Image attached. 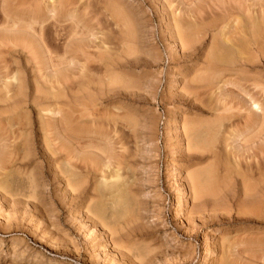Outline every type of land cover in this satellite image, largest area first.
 <instances>
[{
	"label": "rangeland",
	"instance_id": "1",
	"mask_svg": "<svg viewBox=\"0 0 264 264\" xmlns=\"http://www.w3.org/2000/svg\"><path fill=\"white\" fill-rule=\"evenodd\" d=\"M206 1L209 2L210 0H53V2H48L47 0H9L8 6H10L8 7L9 9H7L12 16L11 21L14 20L15 22H13L20 28L14 26V32L17 36L13 32L9 33L10 35L13 34V36L11 37L9 35V39L6 43H8L10 39H12V42L8 44L5 43V47L3 44L0 45V53H3L0 54V65H2L0 66V72H4L6 68L5 74L1 72L0 75H3L4 78H8V87L15 85V81L10 79L12 75L17 78V80L19 78L18 82H23L22 84L27 91V100L26 98L25 100L28 114L15 115L11 113V111L7 109L6 103L2 101L4 98L0 90V96L2 95V98L0 97V123L2 125V127L0 125V170L2 171H0V264H264V252H262L264 251V126L263 128H259V126L256 125L257 127H253L254 129L248 131L244 128L246 126L245 122L248 121L246 118L251 117L247 116L250 114L249 107L251 101L253 102L254 100L258 102L264 109V24L263 26L261 25V31H259L260 33L262 32V34L259 33V36L254 37L255 39L252 38L253 41L258 42V45H260L261 48L258 46L259 51H256L255 45L253 43L251 44L250 41V45H248L250 52L245 51L247 53L238 54L234 50V53L237 54L230 56H234L233 59L236 56L235 61L232 57L230 58L228 56L230 61H234H232L233 63H226L229 58L227 60L226 53L222 54L223 51H227L225 48L232 51L231 47L234 44L237 47L236 43H239V41L251 39V29L248 28L250 26H248V23L250 24L252 19L257 20L258 17H262L260 12L263 8L260 6H264V0H215L216 2L211 0L212 4L216 6H213L211 1L209 3ZM55 3H57L58 6L55 5ZM197 3L203 6L204 9L203 7H201V9ZM51 4L53 7L52 9L58 8V10L55 9L58 13L54 10L52 11ZM210 4L212 6H210ZM1 5L2 3L0 0V21L1 19L3 21ZM220 5H224V7ZM229 5H231L232 8L227 7ZM188 6L191 10L187 9ZM217 6L220 7L216 8ZM193 7L195 9H193ZM62 8L65 10L67 9V11ZM46 9L51 13L55 12L54 20L50 19L52 17L49 15L50 12H47ZM110 10L122 14L118 13L119 15L117 14L118 16L116 17H121L119 19L123 22L121 25L126 31L125 35L123 34L125 38H117L119 37L117 35L118 29L114 27L113 20H111V18L109 19L108 16ZM210 11H212V13ZM252 11H254V13ZM64 12L65 14L72 13L74 16V21L72 22L77 23L79 29L82 31H80L81 34L83 31V34H87V31H89L93 33L91 36L94 35V37L87 34L88 37L84 41V43L87 44L85 45L89 60L80 59V56L77 59L75 58V61L73 60V63L70 64V78L64 81L66 83L63 84L60 82L61 84H50V80L47 77L49 73L45 75V70L48 68L51 69V67L55 65L58 66L60 64L59 61L64 62V60L61 59L63 58L62 55H59L61 51H54L55 47H59L60 43L63 44L64 41L62 42L61 39V42H57L54 32L63 29L68 30V27L72 25L71 21H67V18H64ZM178 12L180 15H178ZM180 12H183L182 15ZM209 12L211 15L208 14ZM220 12L223 13L219 15ZM224 13L229 15H225ZM245 13H249L248 17ZM47 14L50 18L45 16ZM177 15L178 20H181L180 22L183 21L184 23H182L186 28L182 26L183 24H180V22L179 26L182 27L178 28L175 26L176 24H174V22L177 19ZM217 16H219L220 19H218ZM201 18L202 20H199ZM222 18H224V20ZM124 19L126 22H124ZM174 19L175 21H172ZM34 20L36 23L33 22ZM186 20L187 22H185ZM2 21L0 22V27L1 23H3ZM23 21H25L24 24ZM191 22L192 28L190 26V29L193 30L192 32L196 30L198 32L197 34L195 32L190 33L188 30V23L191 24ZM37 23L42 26L40 27ZM194 24H196L197 27ZM208 24L209 26H207ZM214 25L216 26L215 30ZM219 25L221 26L219 27ZM193 26L195 29H193ZM210 27L213 28L210 29ZM16 28H24V30H26L25 35L21 34V30L19 29L15 31ZM27 29H30L32 32L28 33L30 30L27 31ZM218 31L225 35L224 38H221L222 35L220 36ZM34 32L36 34H34ZM106 32L108 35H106ZM214 33L216 35H214ZM242 33L244 35H242ZM188 34L193 38H189ZM26 35L31 37L25 38ZM179 35H184V40ZM196 35H199L198 38H196ZM201 35H203V38ZM20 36L22 37L20 38ZM39 36H41V38ZM35 37L37 38L36 40H34ZM211 37H214L213 39L215 41H213ZM13 38H16L15 41ZM227 38L232 40L233 45L228 48V43H225L226 47L223 46V49H221L224 43L223 41ZM40 39H42L41 44H46L47 48L43 45L46 52L47 49L50 51H48L49 54H51V52H56L60 58H58L55 53H53L52 56L48 55V52L47 54L44 53L47 58H45L46 56L43 53L42 57L45 56L44 59L39 57L41 53L37 48V40ZM29 41H32V43H30L32 45L36 42L34 45H36L37 53H35L36 48L34 45L32 47ZM21 42L25 45L22 44L20 46ZM110 42L112 43L110 44ZM27 44L28 46L30 45V48L26 46ZM93 44H95V46ZM104 44L108 46H104ZM122 44L123 48L121 47ZM24 46H26L25 49ZM98 46L99 48H97ZM100 46L102 48L101 50ZM21 49L24 51L22 52ZM15 50L16 53H14ZM31 52L32 56L30 55ZM38 52L39 56H37ZM123 53L125 54L123 55ZM111 54L113 55L111 56ZM253 54L258 57L256 56L257 58L252 62V59L255 58H251L255 56ZM33 55L37 58L34 59ZM48 56L52 59V61L50 60V62H52L51 64H53L52 66L48 60ZM108 56L110 58H108ZM128 56H130L129 59ZM38 57L41 59L40 64H38L39 61H37L40 60ZM238 57L241 58L238 59ZM54 58L60 60L57 61ZM115 58H118L119 61L116 59L115 62ZM244 58H246V61ZM109 59L111 60L110 64L115 62L118 67H114L116 66L115 63H113V65L108 64L110 61ZM247 59L251 60V62H248L249 60ZM92 60H94V62ZM240 60L242 61L240 62ZM256 60L257 62H255ZM43 62L44 64H42ZM55 62L56 64L54 65ZM57 63L59 64L57 65ZM81 63H83L82 65L84 66H82ZM45 64L49 67L44 70ZM10 65L11 67H9ZM204 65L207 66L205 67ZM101 66L106 67L102 68ZM213 67L216 69H213ZM115 68H118V70ZM104 69H107L106 72ZM47 71L49 72V70ZM90 73L91 76H89ZM105 73L107 74L105 75ZM211 73L214 76H211ZM40 74L41 76H39ZM107 75L110 78H107ZM116 78L119 79L116 80ZM193 79L198 80L193 81ZM190 81L193 83L191 84ZM194 82H198V84L201 83L198 85ZM182 84H184V86ZM223 84H225V86ZM51 85H53L54 88H51ZM111 85L113 86L112 88H110ZM37 89L39 91L41 89L43 92L35 94L37 92L35 90ZM52 90L54 92H52ZM185 90L186 92H184ZM44 93L45 95H43ZM56 93L58 94V100L54 99V97H56L54 94ZM34 94L38 97L36 101H39L40 105L46 103L47 106H49V103L52 105L54 100H56L55 103L59 106L57 107L59 112L60 109L62 111L60 112L63 116L61 117L60 115L63 119L62 127L70 134L69 136L73 137L76 135L75 138H77V141L73 139V145L76 149L78 148L75 151V154L78 152L77 156H80V151L83 150L82 147L85 145L87 146L91 141L93 142L91 146L95 150V153H93L95 157L91 158V160H96L97 163L100 158L104 156H112L111 158H113L114 155V158H118V160L113 158L111 162L112 165L114 164L113 166H118L117 163H120L119 175L121 181L124 182V179L126 180L124 184L126 183L125 189L128 191L125 190L124 193H122L123 191L120 192L123 194L122 197L119 196L118 200H116L117 197H114L113 200L111 199L112 201L106 196V199H104V195L101 193L103 185L99 180L100 173H98V169L95 171L94 168H99V166L91 164V160H88V158V161L85 160L86 158L83 154V157H80L85 161L76 156L78 161L72 162L76 169L68 170L69 167L65 166L64 155L50 152L52 149L58 147V149H63L64 146L62 143H55L52 134H48L50 137L47 136V139H44L46 134H43L44 132L42 133L39 128L41 117L39 115L40 118L37 117L36 108L32 110V106H29L32 104L31 101L35 97ZM61 94H63V96ZM60 97L62 99H60ZM50 100H52V102H50ZM92 100L95 105L91 103ZM46 104L44 106L41 105L42 108H47ZM62 106L64 110H62ZM220 106L225 108L223 109ZM214 111H216V113ZM4 112L7 114L5 113V115ZM10 113L12 115H10ZM214 114L221 115V119H217V117L219 118L218 115L214 118L213 116H216ZM115 115L117 116L116 118ZM41 116L45 118L47 115L43 113ZM25 117L28 118V122ZM24 118L26 120H24ZM8 120L9 122H7ZM117 120L118 122H116ZM184 120L190 124L185 123V125H188V128L184 126ZM130 121H134L133 124ZM18 122L25 123L26 128L24 129L25 126H21ZM27 124H29V126ZM69 124H71L70 127ZM238 124H240V126ZM113 126H117L115 128L116 131ZM181 126H184L186 129H189V126H191L192 129H196L197 132H200L198 134L196 133L199 138L196 143H198V147L200 145V148L195 152L190 151L191 148L187 150L188 138H183L185 135H183L184 132ZM199 127L201 128L199 129ZM235 127L236 129L234 131ZM20 128L28 131L27 133L30 134L27 138V145L24 144L25 135L19 131ZM240 128H242V130ZM72 131H74L73 133L75 135ZM207 137L211 138L208 139ZM92 138L93 140H91ZM79 139L81 141H78ZM88 139H90V141ZM240 139L243 140L241 141ZM97 140L99 143H97ZM133 140L135 142H133ZM205 140L206 142L208 141L206 144H204ZM223 140H225V142ZM46 141H50V144ZM75 142H79V144ZM192 144L193 143H191V145ZM208 144L209 146H207ZM60 146H63V148ZM208 147L211 151L207 153ZM105 149L106 151L104 152ZM115 152L117 153L116 157ZM83 153L87 155L85 152ZM254 158L256 159L254 160ZM216 159H219V161ZM83 163H85V165ZM90 164L92 165L90 167L91 169H89ZM113 166L111 168H113ZM212 167L214 169H212ZM240 167L241 170H239ZM85 169H89V171L86 170L85 172ZM198 170H200V172ZM197 171L199 174L201 173V175L203 173L205 174L199 176ZM69 172L74 173V176L70 178L73 180H71V183L77 184V187L74 186L75 189L77 188V191L73 193L70 191L71 189L65 185V178L68 176L67 174H70ZM87 172L89 174H86ZM189 172L190 174L200 177L199 182L201 183L199 186H204L203 190L201 189L204 195L202 193L195 194L196 192H193L195 190L192 188V177L189 175ZM241 172H243L244 175L246 173L251 174L242 177L243 174ZM259 172L263 174L260 175ZM196 173L198 175H196ZM82 176H84L83 180L80 179ZM204 176L205 178H203ZM189 177H191V179H189ZM85 178H87L86 181ZM79 179L82 181L80 182ZM248 181L251 182V184L247 183ZM79 184L82 185L80 186ZM94 184L95 186H93ZM79 186L80 188L78 189ZM205 194L209 195L207 196ZM30 197L32 199H30ZM120 197L123 198V200ZM203 200H205V202ZM113 201L115 202V206ZM119 201L120 205H118ZM111 204L113 206H111ZM116 206L118 208H116ZM112 208L116 209L114 211L117 214L120 213L121 215L119 214V216L116 214L118 217H113L114 219L112 218L113 221L111 222L109 220L112 219L108 217L112 215L110 216L108 212H110ZM126 210L128 211L126 212ZM113 212L111 211L112 214ZM131 216H134L135 219ZM126 217H129L128 220H126ZM259 220L261 222H259ZM124 223H126V225ZM103 224L104 226H102ZM121 228L123 230H120ZM109 229H112V231ZM129 249H131V251Z\"/></svg>",
	"mask_w": 264,
	"mask_h": 264
},
{
	"label": "bare ground",
	"instance_id": "2",
	"mask_svg": "<svg viewBox=\"0 0 264 264\" xmlns=\"http://www.w3.org/2000/svg\"><path fill=\"white\" fill-rule=\"evenodd\" d=\"M11 1V0H10ZM19 1V0H18ZM48 2L49 1H51V2H53V0H47ZM56 1H58V0H56ZM113 1V0H112ZM121 1V0H120ZM205 1V0H204ZM211 1V0H210ZM209 1V2H210ZM212 1H215V0H212ZM212 1H211V4H212ZM223 1V0H222ZM225 1V0H224ZM23 2V1H22ZM91 2V1H90ZM115 2H118V1H115ZM201 2V1H200ZM207 2V1H206ZM209 2H207V3H209ZM216 2V1H215ZM215 2H213V3H215ZM230 2V1H229ZM237 2V1H236ZM253 2V1H252ZM263 2V1H262ZM261 2V3H262ZM1 3H2V10H1V15L3 16V21H2V19H1V21L3 22V23H1V27H0V45H4V47L6 46L5 45V43L7 42V40L9 39V33L10 32H13V33H15L14 32V26H17V27H19L18 25H16V23H14L15 21L14 20H12L11 21V19H12V16H11V14H9L10 12L8 11V7L10 6H8V3H9V0H1ZM57 3H59V2H57ZM57 3H55V5H57L58 6V4ZM70 3V2H69ZM101 3V2H100ZM104 3V2H103ZM111 3V2H110ZM202 3V2H201ZM224 3H226V2H224ZM227 3H228V1H227ZM233 3V2H232ZM240 3V2H239ZM264 3V2H263ZM23 4V3H22ZM37 4V3H36ZM48 4V3H47ZM53 4V3H52ZM52 4H51V9L53 8L52 7ZM64 4V3H63ZM106 4V3H105ZM113 4V3H112ZM115 4V3H114ZM121 4V3H120ZM198 4V3H197ZM203 4H204V2H203ZM210 4V6H216V5H214V4H212L211 5ZM229 4V3H228ZM87 5V4H86ZM90 5V4H89ZM103 5V4H102ZM107 5V4H106ZM105 5V6H106ZM122 5V4H121ZM120 5V6H121ZM169 5V4H168ZM193 5V4H192ZM199 5V4H198ZM209 5V4H208ZM227 5V4H226ZM231 5H233V4H231ZM231 5H229V6H227V7H229V8H232L231 7ZM37 6H38V4H37ZM56 6V7H57ZM70 6V5H69ZM100 6H101V4H100ZM104 6V7H105ZM112 6V5H111ZM115 6V5H114ZM119 6V5H118ZM124 6V5H123ZM171 6V5H170ZM197 6V5H196ZM200 6V5H199ZM220 6H223L224 7V5H220ZM220 6H217L216 8H218V7H220ZM242 6V5H241ZM241 6H239V7H241ZM243 6H244V3H243ZM246 6H247V4H246ZM259 6V5H258ZM20 7V6H19ZM33 7V6H32ZM39 7V6H38ZM55 7V6H54ZM95 7V6H94ZM117 7V6H116ZM125 7V6H124ZM201 7H203V6H200V8ZM261 8H263V12L261 13L260 12V14L262 15V17L260 16V18L258 17L257 18V20L256 19H252V20H254V21H252L251 20V23L249 24L248 23V28H250L251 29V33H250V35H251V39L250 40H247V39H244V41L242 40V41H239V43H236L237 44V47H236V45H235V47L236 48H238V49H236L235 47H234V45H233V42H232V40L229 38H227L225 41H223L224 43H223V45H222V48L221 49H223V46L224 47H226V44L228 43V48H229V46H231V45H233L231 48H232V51H230V50H228L227 48H225L227 51L226 52H224L223 51V53L222 54H224V53H226L225 55L227 56L226 58H227V60H228V58L230 57H232V59H233V57L234 56H230V55H236L237 53L238 54H241V53H247L248 51H249V49H248V45H250V41H251V44L253 43L255 46V49H256V51H259V49H258V46L260 47V45H258V42H255V41H253L252 40V38L253 39H255L254 37L256 36H259V31H261V27L263 26V24H264V6L263 5H261L260 6ZM259 7V8H260ZM8 8V9H7ZM11 8V7H10ZM46 8V7H45ZM48 8H49V6H48ZM66 8V7H65ZM123 8V7H122ZM171 8V7H170ZM190 7L188 6V10H191V9H189ZM199 8V9H200ZM211 8V7H210ZM228 8V9H229ZM15 9V8H14ZM56 9V8H55ZM55 9H52V11L54 10L55 11ZM62 9H64V8H62ZM102 9H103V7H102ZM110 9H112V8H110ZM116 9V8H115ZM119 9V8H118ZM118 9H117V11H118ZM121 9V8H120ZM193 9H195L194 7H193ZM192 9V10H193ZM202 9V8H201ZM203 9H204V7H203ZM245 9V8H244ZM244 9H243V11H244ZM45 10V9H44ZM49 10V9H48ZM56 10H58V8L56 9ZM65 10V9H64ZM101 10V9H100ZM104 11H105V9H103ZM107 10V9H106ZM125 10V9H124ZM163 10V9H162ZM172 10V9H171ZM178 10V9H177ZM183 10V9H182ZM206 10V9H205ZM211 10V9H210ZM225 10V9H224ZM46 11H47V9H46ZM65 11H67V9L65 10ZM103 11V12H104ZM114 11V10H113ZM113 11H111L110 10V13L108 14V16H109V19L111 18V20H113V24L115 25L114 27L115 28H117L118 30V36L119 37H117L118 39H122V37H124V35H125V29L124 28H122L123 26L121 25L123 22H121V20L119 19V18H121L120 16H119V18H117L116 16H118L119 14H121V13H119V12H117L116 10V12H113ZM208 11H209V9H208ZM207 11V12H208ZM229 11V10H228ZM34 12V11H33ZM47 12H50V11H47ZM55 12H57V11H55ZM55 12H50L49 13V15H51V17L52 18H50L49 17V15L47 14V15H45V16H48L50 19H52V20H54L53 18L55 17ZM74 12V11H73ZM111 12H113V13H111ZM127 12V11H126ZM125 12V13H126ZM164 12V11H163ZM203 12V11H202ZM211 13H212V11H210ZM210 12L208 13V14H210ZM246 12V11H245ZM248 12V11H247ZM251 12V11H250ZM253 13H254V11H252ZM257 12V11H256ZM259 12V11H258ZM58 13V12H57ZM70 13V12H69ZM119 13V14H118ZM130 13V12H129ZM181 13V12H180ZM183 13V12H182ZM182 13H181V15H182ZM191 13V12H190ZM221 13H223V12H220V14L219 15H221ZM228 13V12H227ZM241 13H242V11H241ZM65 14V12L63 13V15ZM118 14V15H117ZM128 14V13H127ZM201 14V13H200ZM203 14V13H202ZM225 14V13H224ZM231 14V13H230ZM246 14V13H245ZM244 14V15H245ZM248 14L249 13H247L246 15H247V17H248ZM251 14V13H250ZM259 14V13H258ZM90 15V14H89ZM122 15V14H121ZM125 15V14H124ZM178 15H180L179 14V12H178ZM178 15L176 16L177 17V19H176V21H175V19L174 20H172V21H175L174 22V24H176L175 26H177L178 28L179 27H182V26H185L182 22H180L179 20H178ZM185 15V14H184ZM211 15V14H210ZM225 15H229V14H225ZM238 15V14H237ZM240 15V14H239ZM105 16V15H104ZM107 16V17H108ZM132 16V15H131ZM195 16H196V14H195ZM206 16V15H205ZM213 16H215V15H213ZM251 16V15H250ZM73 15H72V13L71 14H65L64 15V18H67V21L69 20V21H71V23H72V25H70L71 27H68V30H66V29H63V30H61V31H55L54 33H55V36H56V41L57 42H61V39H62V42H63V44L62 43H60V46L58 47H55V49H54V51H61V52H59L60 54L59 55H62V57L63 58H61L62 60H64V62L63 61H59V60H57L56 58H54V59H56L57 61H59L60 62V64L59 63H57V65L58 66H56L55 64H56V62L54 63V65L56 66V68H55V66L54 67H51V69L50 68H48L49 66L48 65H50L52 62H50V60L52 61V59L50 58V56H48L49 57V62H50V64H48V63H46V64H48L47 66H46V64L44 65L45 66V68H44V70L46 69V68H48L47 70H49V72L47 71V70H45L46 71V74L45 75H47L48 73V78H49V80H50V84H53V83H56V84H59L60 82H62L63 84H65L66 82H64V81H66V80H68V78H70L69 77V75H70V70H69V67H71V65L70 64H72L73 63V60L76 58H79V56H80V59L81 58H83V59H85V60H89V58H88V56L89 55H87L88 54V52H87V49H86V43H84V41H85V39L88 37V35L87 34H90V36H91V34H93V33H90L89 31H87L88 33L86 34H83L84 33V31H83V33L81 34V30L79 29V26L77 25V23H73L72 21H74V19H73ZM175 17V18H176ZM180 17V16H179ZM184 17V16H183ZM190 17H191V15H190ZM202 17V16H201ZM208 17V16H207ZM216 17V16H215ZM218 17V19H220L219 18V16H217ZM21 18V17H20ZM132 18H133V16H132ZM194 18V17H193ZM196 18H197V16H196ZM196 18H194V19H196ZM214 18V17H213ZM228 18V17H227ZM240 18V17H239ZM242 18V17H241ZM98 19V18H97ZM108 19V18H107ZM187 19H189V18H187ZM198 19V18H197ZM204 19V18H203ZM212 19V18H211ZM215 19V18H214ZM214 19H213V21H214ZM223 20H224V18H222ZM221 19V20H222ZM232 19V18H231ZM235 19V18H234ZM237 19V18H236ZM9 20H10V22H9ZM18 20H20V19H18ZM125 20V19H124ZM131 20V19H130ZM193 20V19H192ZM199 20H202V18L201 19H199ZM243 20V19H242ZM0 21V22H1ZM14 21V22H13ZM45 21V20H44ZM50 21V20H49ZM109 21V20H108ZM211 21V20H210ZM236 21V20H235ZM238 21V20H237ZM12 22V23H11ZM21 22V21H20ZM24 22L25 21H23V24H24ZM29 22H30V20H29ZM32 22V21H31ZM34 23H36L35 22V20L33 21ZM38 22V21H37ZM77 22V21H76ZM86 22V21H85ZM88 22V21H87ZM124 22H126V20L124 21ZM179 22H180V24H183L182 26H179ZM185 22H187V20L185 21ZM193 22H194V20H193ZM196 22V21H195ZM218 22V21H217ZM227 22V21H226ZM229 22V21H228ZM47 23V22H46ZM52 23V22H51ZM90 23H92V22H90ZM203 23V22H202ZM205 23V22H204ZM209 23V22H208ZM20 24V23H19ZM38 24V23H37ZM42 24H43V22H42ZM66 24V23H65ZM103 24H105V23H103ZM126 24V23H125ZM170 24V23H169ZM173 24V25H174ZM187 24V23H186ZM197 24H199V23H197ZM228 24H230V23H228ZM2 25H4V26H2ZM33 25V24H32ZM38 25H40V27L42 26L41 24H38ZM37 25V26H38ZM51 25V24H50ZM69 25V24H68ZM112 25V24H111ZM194 25H196V24H194ZM215 25H217V24H215ZM214 25V30L216 29V26ZM236 25V24H235ZM245 25V24H244ZM262 25V26H261ZM23 26V25H22ZM25 26V25H24ZM29 26H30V23H29ZM34 26L36 27V25L34 24ZM46 26V25H45ZM58 26V25H57ZM82 26V25H81ZM100 26V25H99ZM107 26V25H106ZM135 26V25H134ZM188 26H189V28H188V30L190 31V33H198L196 30H194V32H192L193 30H191L190 29V26H191V28H192V22H191V24H189L188 23ZM207 26H209V24L207 25ZM221 25H219V27H220ZM231 26V25H230ZM241 26V25H240ZM28 27V26H27ZM39 27V26H38ZM48 27V26H47ZM53 27H54V25H53ZM59 27V26H58ZM126 27H128V26H126ZM131 27V26H130ZM137 27V26H136ZM196 27H197V25H196ZM202 27H204V26H202ZM225 27V26H224ZM237 27V26H236ZM20 28V27H19ZM18 28V29H19ZM34 28V27H33ZM56 28V27H55ZM64 28H65V26H64ZM89 28V27H88ZM185 28H186V26H185ZM211 28H213V27H210V29ZM234 28V27H233ZM18 29L16 28L15 29V31L17 30L18 31ZM31 29H32V27H31ZM79 29V30H78ZM99 29V28H98ZM124 29V30H123ZM173 29V28H172ZM193 29H195L194 28V26H193ZM200 29H202V28H200ZM208 29H209V27H208ZM224 29V28H223ZM225 29H226V27H225ZM19 30H21V34H24L25 35V31L26 30H24V28H22V29H19ZM28 30H30V29H27V31ZM33 30V29H32ZM40 30H42V29H40ZM94 30V29H93ZM111 30V29H110ZM122 30V31H121ZM171 30V29H170ZM175 30V29H174ZM219 30V29H218ZM221 30V29H220ZM232 30H234V29H232ZM24 31V32H23ZM34 31V30H33ZM81 31V32H80ZM115 31H116V29H115ZM178 31V30H177ZM201 31V30H200ZM204 31V30H203ZM242 31V30H241ZM23 32V33H22ZM32 31L30 30V32H28V33H31ZM52 32V31H51ZM101 32H102V30H101ZM114 32V31H113ZM124 32V33H123ZM219 32V31H218ZM236 32V31H235ZM247 32V31H246ZM250 32V31H249ZM20 33V32H19ZM18 33V34H19ZM49 33V32H48ZM99 33V32H98ZM182 33V32H181ZM180 33V34H181ZM217 33V32H216ZM220 34V36H221V38H224V30H223V33L222 32H219ZM16 34V33H15ZM14 34V35H15ZM33 34V33H32ZM34 34H36L35 32H34ZM33 34V35H34ZM39 34V33H38ZM42 34V33H41ZM103 34H104V31H103ZM124 34V35H123ZM131 34V33H130ZM134 34V33H133ZM177 34V33H176ZM185 34V33H184ZM187 34V33H186ZM213 34V33H212ZM234 34V33H233ZM232 34V35H233ZM260 34H262V32L260 33ZM46 35V34H45ZM87 35V36H86ZM105 35V34H104ZM106 35H108V33L106 32ZM214 35H216L215 33H214ZM213 35V36H214ZM241 35V34H240ZM242 35H244L243 33H242ZM11 37L13 36V34L12 35H10ZM16 36H17V34H16ZM23 36V35H22ZM22 36H20V38L22 37ZM89 36V37H90ZM93 37H94V35H92ZM91 36V37H92ZM133 36V35H132ZM131 36V37H132ZM176 36V35H175ZM179 36H181V35H179ZM178 36V37H179ZM188 36H189V34H188ZM188 36L186 35V37L188 38ZM197 36V35H196ZM196 36H194V37H196ZM199 36V35H198ZM198 36L196 37V38H198ZM248 36V35H247ZM246 36V37H247ZM262 36V35H261ZM15 37V36H14ZM26 37H31V36H29V35H26L25 36V38ZM37 37V36H36ZM35 37V39L34 40H36L37 38ZM40 38H41V36H39ZM90 37V38H91ZM108 37V36H107ZM130 37V38H131ZM135 37V36H134ZM182 37V39L184 38V35H182L181 36ZM180 37V38H181ZM192 37V36H191ZM190 36H189V38H191ZM201 37L203 38V35H201ZM217 37V36H216ZM228 37V36H227ZM229 37H230V35H229ZM231 37H233V36H231ZM245 37V36H244ZM250 37V36H249ZM32 38H34V37H32ZM32 38H31V40H32ZM48 38V37H47ZM109 38V37H108ZM115 38V37H114ZM125 38V37H124ZM123 38V39H124ZM180 38H178V39H180ZM189 38H188V40H189ZM193 38V37H192ZM214 37H211V39H213ZM219 38V37H218ZM241 38H242V36H241ZM261 38V37H260ZM16 39V38H15ZM15 39L13 38V40L15 41ZM19 39V38H18ZM39 39V38H38ZM42 39H44V38H42ZM42 39H40V40H37V43H38V50H39V52L41 53L40 55L41 56H39V52H38V55L37 56H39V57H42V55L45 53V54H47V52L49 51L48 49H47V52H46V50H45V48H47L46 47V44L44 45V44H41V40ZM49 39V38H48ZM93 39V38H92ZM100 39V38H99ZM118 39H116V40H118ZM249 39V38H248ZM12 39H10L9 41H8V43H10V42H12L11 41ZM101 40V39H100ZM109 40V39H108ZM110 40H111V38H110ZM132 40H133V38H132ZM131 40V41H132ZM184 40V39H183ZM196 40V39H195ZM220 40V39H219ZM231 40V41H230ZM233 40H235V39H233ZM27 41V40H26ZM45 41V40H44ZM43 41V42H44ZM115 41V40H114ZM119 41V40H118ZM117 41V42H118ZM127 41V40H126ZM130 41V40H129ZM193 41V40H192ZM200 41V40H199ZM211 41V40H210ZM213 41H215L214 39H213ZM17 42V41H16ZM88 42H90V41H88ZM113 42V41H112ZM112 42H110V44L112 43ZM120 42V41H119ZM133 42V41H132ZM218 42V41H217ZM217 42H215V43H217ZM259 42H260V40H259ZM8 43H6V44H8ZM24 43H25V41H24ZM30 43H32V41L30 42L29 41V44ZM34 43V42H33ZM36 43V42H35ZM34 43V44H35ZM46 43V42H45ZM115 43V42H114ZM134 43V42H133ZM136 43V42H135ZM140 43V42H139ZM195 43H196V41H195ZM212 43V42H211ZM214 43V42H213ZM226 43V44H225ZM232 43V44H231ZM257 43V44H256ZM16 44H18V43H16ZM23 44V42H21V44H20V46ZM33 44V45H34ZM58 44V43H57ZM62 44V45H61ZM86 44V45H85ZM103 44V43H102ZM108 44V43H107ZM175 44V43H174ZM193 44V43H192ZM221 44V43H220ZM23 45H25V44H23ZM32 47H33V45L32 44H30ZM30 45L28 46V44L26 45L27 47H29L30 48ZM45 46V48H44V46ZM94 46H95V44H93ZM118 45V44H117ZM129 45H131V44H129ZM140 45V44H139ZM213 45V44H212ZM256 45H257V48H256ZM262 45V44H261ZM264 45V44H263ZM26 46H24V49H25V47ZM104 46H108V45H105L104 44ZM113 46H114V44H113ZM123 46V44L121 45V47ZM134 46V45H133ZM180 46V45H179ZM183 46V45H182ZM201 46V45H200ZM34 47L36 48V45H34ZM212 47V46H211ZM213 47H214V45H213ZM212 47V48H213ZM216 47H218V46H216ZM215 47V48H216ZM233 47H234V49H233ZM1 48V47H0ZM37 48H36V50H35V53H37ZM51 48V47H50ZM87 48H88V50H89V47L87 46ZM97 48H99V46L97 47ZM123 48V47H122ZM121 48V49H122ZM261 48V47H260ZM52 49V48H51ZM102 48H101V46H100V50H101ZM109 49H110V47H109ZM111 49H112V46H111ZM114 49V48H113ZM131 49H132V47H131ZM130 49V50H131ZM183 49V48H182ZM258 49V50H257ZM262 49H263V47H262ZM7 50V49H6ZM22 50V52L24 51L23 49H21ZM31 50H32V48H31ZM33 50V51H34ZM115 50H117V49H115ZM123 50H125V49H123ZM129 50V51H130ZM195 50V49H194ZM218 50V49H217ZM216 50V51H217ZM237 52L236 54L234 53L235 51ZM7 51H9V50H7ZM11 51H12V49H11ZM53 51V50H52ZM112 51V50H111ZM119 51H120V49H119ZM133 51V50H132ZM245 51H247V52H245ZM13 52V51H12ZM50 52V51H49ZM49 52H48V55H51L52 56V54L53 53H55L56 54V52H51V54H49ZM123 52V51H122ZM126 52V51H125ZM215 52V51H214ZM250 52V51H249ZM14 53H16V50L14 51ZM43 53V54H42ZM107 53V52H106ZM120 53V52H119ZM191 53H193V52H191ZM234 53V54H233ZM0 54H3V53H0ZM26 54V53H25ZM28 54V53H27ZM32 54V52L30 53V55ZM44 54V55H45ZM90 54V53H89ZM101 54V53H100ZM125 53H123V55H124ZM217 54V53H216ZM260 54V53H259ZM5 55H6V53H5ZM11 55H14V54H11ZM35 55V54H34ZM34 55H33V57H34ZM57 56H58V54H56ZM113 54H111V56H112ZM117 55V54H116ZM130 55V54H129ZM138 55V54H137ZM190 55V54H189ZM192 55V54H191ZM253 55H255V54H253ZM32 56V55H31ZM46 56V55H45ZM44 56V57H45ZM55 56V55H54ZM131 56V55H130ZM130 56H128V59H129V57ZM229 56V57H228ZM240 56V55H239ZM243 56V55H242ZM257 55H255V56H253V57H251V58H254V59H252V62H253V60H255L257 57H256ZM10 57V56H9ZM38 57V58H39ZM44 57H42L43 59H44ZM94 57V56H93ZM102 57V56H101ZM114 57V56H113ZM112 57V58H113ZM124 57V56H123ZM133 57V56H132ZM138 57V56H137ZM184 57H185V55H184ZM210 57H212V56H210ZM35 58H37L36 56L34 57V59ZM45 58H47V56L45 57ZM58 58H60V56H58ZM108 58H110L109 56H108ZM111 58V59H112ZM222 58H224V57H222ZM226 58H225V60H226ZM230 58H229V60L226 62V63H228V62H231V63H233L234 61H235V58H236V56H235V58L232 60V61H230ZM239 58H241V57H238V59ZM250 58V57H249ZM28 59V58H27ZM33 59V58H32ZM31 59V60H32ZM40 59V58H39ZM95 59V58H94ZM99 59V58H98ZM102 59V58H101ZM107 59V58H106ZM116 59H117V61H119L118 60V58H115V62H116ZM127 59V58H126ZM237 59V60H238ZM245 59V61H246V58H244ZM47 60V59H46ZM47 60V61H48ZM91 60V59H90ZM110 60V59H109ZM132 60V59H131ZM136 60V59H135ZM219 60V59H218ZM224 60V59H223ZM243 60V59H242ZM242 60H240V62L242 61ZM247 60H249V59H247ZM15 61V60H14ZM37 61H39V63L38 64H40L41 62V59L40 60H37ZM43 61H45V60H43ZM75 61V60H74ZM86 61V62H87ZM93 62H94V60H92ZM91 61V62H92ZM100 61V60H99ZM102 61H103V59H102ZM108 61V60H107ZM120 61H121V59H120ZM215 61H217V60H215ZM2 62V61H1ZM4 62V61H3ZM6 62V61H5ZM16 62V61H15ZM34 62V61H33ZM46 62V61H45ZM53 62H54V60H53ZM110 62H111V60L108 62V64H110ZM115 62H112L110 65H113V63H115ZM124 62V61H123ZM239 62V63H240ZM248 62H251V60H249ZM255 62H257V60L255 61ZM7 63V62H6ZM25 63V62H24ZM79 63V62H78ZM119 63V62H118ZM128 63V62H127ZM142 63V62H141ZM140 63V64H141ZM214 63V62H213ZM217 63V62H216ZM1 64V63H0ZM35 64V63H34ZM42 64H44V62L42 63ZM75 64V63H74ZM83 63H81V65H82ZM88 64V63H87ZM90 64V63H89ZM117 63H115V65H116ZM123 64V63H122ZM218 64V63H217ZM223 64H224V61H223ZM230 64V63H229ZM19 65V64H18ZM30 65V64H29ZM33 65V64H32ZM53 64H51V66H52ZM105 65H106V63H105ZM212 65V64H211ZM227 65V64H226ZM231 65V64H230ZM0 66H2V65H0ZM23 66V65H22ZM27 66V65H26ZM82 66H84V65H82ZM89 66V65H88ZM93 66V65H92ZM108 66V65H107ZM136 66V65H135ZM205 67L207 66V65H204ZM251 66V65H250ZM9 67H11V65L9 66ZM42 67V66H41ZM40 67V68H41ZM80 67V66H79ZM78 67V68H79ZM87 67V66H86ZM95 67V66H94ZM102 67V66H101ZM104 67H106V66H104ZM104 67H102V68H104ZM113 67V66H112ZM114 67H118V65H116V66H114ZM192 67V66H191ZM42 68V69H43ZM109 68V67H108ZM215 67H213V69H214ZM232 68V67H231ZM2 69V68H1ZM4 69V68H3ZM37 69V68H36ZM38 69H39V66H38ZM41 69V70H42ZM89 69V68H88ZM96 69V68H95ZM99 69V68H98ZM115 69H117L118 70V68H115ZM204 69V68H203ZM216 69V68H215ZM5 70H6V68H5ZM5 70H4V72H5ZM71 70H72V68H71ZM94 70V69H93ZM105 70V72H106V70L107 69H104ZM113 70V69H112ZM122 70V69H121ZM202 70V69H201ZM206 70V69H205ZM43 71V70H42ZM108 71H110V70H108ZM116 71V70H115ZM115 71H113V72H115ZM191 71V70H190ZM215 71V70H214ZM2 72V71H1ZM0 72V73H1ZM4 72H2V73H4ZM14 72V71H13ZM40 72V71H39ZM73 72V71H72ZM84 72V71H83ZM99 72V71H98ZM103 72V71H102ZM117 72V71H116ZM211 72H212V69H211ZM242 72V71H241ZM118 73V72H117ZM125 73V72H124ZM217 73V72H216ZM224 73V72H223ZM5 74V73H4ZM14 74V73H13ZM21 74V73H20ZM44 74V73H43ZM107 73H105V75H106ZM109 74V73H108ZM118 74H120V73H118ZM193 74V73H192ZM191 74V75H192ZM215 74V73H214ZM221 74V73H220ZM9 75V74H8ZM16 75V74H15ZM77 75V74H76ZM103 75V74H102ZM116 75V74H115ZM121 75H123V74H121ZM131 75V74H130ZM190 75V76H191ZM199 75V74H198ZM200 75H202V74H200ZM213 74L211 73V76H212ZM235 75V74H234ZM233 75V76H234ZM4 76H6V75H4ZM39 76H41V74L39 75ZM75 76V75H74ZM89 76H91V73H90V75ZM94 76H95V73H94ZM93 76V77H94ZM118 76V75H117ZM126 76V75H125ZM214 76V75H213ZM217 76V75H216ZM215 76V77H216ZM238 76V75H237ZM37 77V76H36ZM79 77V76H78ZM83 77V76H82ZM112 77V76H111ZM116 77V76H115ZM123 77V76H122ZM121 77V78H122ZM23 78V77H22ZM92 78V77H91ZM90 78V79H91ZM98 78V77H97ZM107 78H110L108 75H107ZM113 78V77H112ZM188 78H190V77H188ZM195 78V77H194ZM201 78V77H200ZM211 78V77H210ZM214 78V77H213ZM212 78V79H213ZM237 78H239V77H237ZM10 79H12V80H14L15 81V85H13V86H15V87H8V78H4L3 77V75H0V90H1V92H2V95H3V98H4V100H2L3 101V103L5 102L6 103V106H7V109L8 110H10L11 111V113H13V114H20V115H27L28 114V112L26 111V100H27V98H26V88H25V86L21 83V81L20 82H18V80H19V78H18V80H17V78H15L13 75H12V78H10ZM39 79H40V77H39ZM84 79V78H83ZM87 79V78H86ZM94 79V78H93ZM92 79V80H93ZM101 79V78H100ZM117 79H119V78H116V80ZM123 79V78H122ZM242 79V78H241ZM46 80V79H45ZM48 80V81H49ZM98 80V79H97ZM111 80H113V79H111ZM129 80V79H128ZM195 80H198V79H193V81H195ZM200 80V79H199ZM207 80V79H206ZM47 81V80H46ZM76 81V80H75ZM127 81V80H126ZM213 81H214V79H213ZM213 81H211V82H213ZM219 81V80H218ZM25 82V81H24ZM36 82V81H35ZM86 82V81H85ZM91 82V81H90ZM121 82V81H120ZM132 82H133V80H132ZM135 82V81H134ZM137 82H139V81H137ZM189 82V81H188ZM191 82V81H190ZM208 82V81H207ZM259 82V81H258ZM10 83V82H9ZM75 83V82H74ZM111 83H113V82H111ZM110 83V84H111ZM125 83V82H124ZM127 83V82H126ZM193 82H191V84H192ZM194 83H196V84H198V82H194ZM201 83V82H200ZM199 83V84H200ZM210 83V82H209ZM221 83V82H220ZM222 83H224V82H222ZM14 84V83H13ZM34 84V83H33ZM61 84V83H60ZM62 84V85H63ZM109 84V83H108ZM114 84H115V82H114ZM139 84V83H138ZM137 84V85H138ZM190 84V85H191ZM198 84V85H199ZM258 84H260V83H258ZM31 85V84H30ZM37 85V84H36ZM74 85V84H73ZM91 85V84H90ZM106 85H107V82H106ZM105 85V86H106ZM183 86H184V84H182ZM203 85H205V84H203ZM207 85V84H206ZM210 85V84H209ZM224 86H225V84H223ZM47 86V85H46ZM49 86V85H48ZM59 86V85H58ZM87 86V85H86ZM108 86V85H107ZM118 86V85H117ZM129 86V85H128ZM135 86V85H134ZM212 86H213V84H212ZM222 86V85H221ZM43 87H44V85H43ZM53 87V85H51V88ZM80 87V86H79ZM113 86L111 85L110 86V88H112ZM115 87V86H114ZM131 87H132V84H131ZM136 87V86H135ZM205 87V86H204ZM204 87H202V88H204ZM30 88H31V86H30ZM54 88V87H53ZM109 88V87H108ZM120 88V87H119ZM124 88V87H123ZM225 88V87H224ZM44 89V88H43ZM129 89V88H128ZM193 89V88H192ZM197 89H198V87H197ZM221 89V88H220ZM48 90V89H47ZM77 90V89H76ZM108 90V89H107ZM35 91H37L35 94H37L38 92H40V93H42L43 91L40 89V91L37 89V90H35ZM56 91V90H55ZM127 91V90H126ZM217 91V90H216ZM0 92V93H1ZM48 92V91H47ZM52 92H54L53 90H52ZM77 92V91H76ZM184 92H186V90L184 91ZM191 92H193V91H191ZM196 92V91H195ZM223 92V91H222ZM51 93V92H50ZM131 93V92H130ZM197 93V92H196ZM195 93V94H196ZM35 94H34V96H35ZM53 94V93H52ZM125 94V93H124ZM221 94V93H220ZM227 94V93H226ZM1 95V96H2ZM43 95H45V93L43 94ZM54 95H56V97H57V93L56 94H54ZM62 96H63V94H61ZM0 96V97H1ZM31 96V95H30ZM47 96V95H46ZM53 96V95H52ZM54 97V96H53ZM54 97V99H56V100H58L59 98L57 97ZM247 97V96H246ZM2 98V97H1ZM25 98H26V100H25ZM37 96H35L34 98H33V100L31 101L32 102V104L31 105H29L30 107L32 106V110H33V108H36L35 109V111L37 110V117L38 118H40V119H38V120H40L39 122H40V126H39V128H40V130L42 131V133L43 134H46V136H44L45 138L44 139H47L46 137L48 136V134H52L53 136H52V138H53V141L55 142V143H62L63 144V146H64V148H63V146H60V147H62L63 149H58V148H56V149H52L50 152H52L53 154H62V155H64V161H65V166H68L69 168H68V170L69 169H76L74 166H73V164H72V162L74 161V162H77L78 160H77V157H80V156H82V154H83V156H85V160H87V158H88V160H91V158H93V157H95V154H93V153H95L94 151V148L91 146L92 144H93V142H91L90 141V139H88L89 141V144H87V146H86V148H85V146L84 147H82V151H80L79 153V155L80 156H77V154H78V152H77V154H75V151L78 149H76L75 147H74V141H73V139H76L75 141H77V138H75V134L73 133L74 131H72V133L75 135V136H73V137H71V136H69L70 134H68V132H66V130L62 127V125H63V119L61 118V117H63L62 116V113H60V112H62L61 111V109H60V112H59V109L57 108V107H59V106H57L58 104L57 103H55V101L56 100H54V102H53V104L51 105V103H49L50 105L49 106H47V104H46V107L47 108H42V106L41 105H43V104H41L40 105V103H39V101L37 102L36 100H37ZM52 98V97H51ZM50 98V99H51ZM87 98V97H86ZM60 99H62L61 97H60ZM47 100V99H46ZM83 100V99H82ZM90 100V99H89ZM95 100V99H94ZM102 100V99H101ZM197 100V99H196ZM252 100V99H251ZM1 101V102H2ZM62 101H64V100H62ZM66 101V100H65ZM99 101V100H98ZM48 102V101H47ZM50 102H52V100H50ZM82 102H84V101H82ZM196 102V101H195ZM249 102V101H248ZM248 102H246L247 104H249ZM55 103V104H54ZM66 103H67V101H66ZM85 103V102H84ZM91 103H93V100H92V102ZM217 103V102H216ZM1 104V103H0ZM44 104V105H45ZM94 104V103H93ZM250 111H249V113L250 114H248L247 116H251L250 118L248 117V118H246V120L248 119V121L247 122H245L246 123V126L244 127L247 131L248 130H251V129H254L253 127H257V126H259V128H263V126H264V109H263V107H261L260 106V104L258 103V102H255L254 100H253V102L251 101L250 102ZM28 105V104H27ZM43 105V106H44ZM95 105V104H94ZM66 106V105H65ZM222 106V105H221ZM220 106V107H221ZM30 107H29V109H30ZM61 107V106H60ZM84 107V106H83ZM82 107V108H83ZM97 107V106H96ZM247 107V106H246ZM77 108V107H76ZM81 108V109H82ZM221 108H223V107H221ZM225 108V107H224ZM223 108V109H224ZM249 108H247V109H249ZM80 109V110H81ZM213 109H215V108H213ZM212 109V110H213ZM220 109V108H219ZM242 109V108H241ZM246 109V110H247ZM4 110V109H3ZM62 110H64L63 109V106H62ZM66 110V109H65ZM9 111V112H10ZM76 111V110H75ZM82 111H83V109H82ZM122 111V110H121ZM0 112H1V110H0ZM7 112V111H6ZM6 112H4V114L6 113ZM212 112V111H211ZM215 113H216V111H214ZM243 112H245V111H243ZM3 113V112H2ZM10 113V115H12ZM43 113H46V119L45 118H42L43 116H41V115H43ZM68 113V112H67ZM72 113V112H71ZM88 113V112H87ZM122 113V112H121ZM239 113V112H238ZM251 113H252V115H251ZM4 114H1V115H4ZM7 114V113H6ZM5 114V115H6ZM226 114V113H225ZM228 114V113H227ZM246 114V113H245ZM15 115H14V117H15ZM19 115V116H20ZM40 117H39V116ZM60 115H61V117H60ZM73 115H74V113H73ZM77 115V114H76ZM85 115V114H84ZM116 115H118V114H116ZM115 115V118L117 117ZM122 115V114H121ZM214 115H216V114H214ZM218 115V114H217ZM217 115L216 116H213L214 118H216L217 117ZM223 115V114H222ZM72 116V115H71ZM90 116V115H89ZM123 116H124V114H123ZM126 116V115H125ZM128 116V115H127ZM219 116V115H218ZM221 116V115H220ZM220 116H219V118L217 117V119H221L220 118ZM230 116V115H229ZM81 117V116H80ZM102 117V116H101ZM119 117V116H118ZM183 117H184V115H183ZM226 117V116H225ZM2 118V117H1ZM8 118V117H7ZM22 118H23V116H22ZM26 118V117H25ZM24 118V120H26L27 119V122H28V118H26L25 119ZM72 119H73V116L71 117ZM190 118V117H189ZM245 118V117H244ZM12 119V118H11ZM16 119H17V117H16ZM19 119H20V117H19ZM69 119H70V117H69ZM81 119V118H80ZM109 119V118H108ZM137 119V118H136ZM216 119V120H217ZM227 119H228V117H227ZM67 120V119H66ZM71 120V119H70ZM94 120V119H93ZM124 120H125V118H124ZM131 120V119H130ZM133 120V119H132ZM245 120V121H246ZM80 121H82V120H80ZM87 121V120H86ZM183 121V120H182ZM186 120H184V126L186 127V128H188V125L187 124H189L188 122H185ZM228 121V120H227ZM5 122V121H4ZM7 122H9V120L7 121ZM16 122V121H15ZM25 122V121H24ZM83 122V121H82ZM116 122H118V120L116 121ZM126 122V121H125ZM131 122V121H130ZM133 122L134 121H132L131 123L133 124ZM243 122V121H242ZM18 123H20L21 124V126H25V123H22V122H18ZM75 123V122H74ZM78 123V122H77ZM80 123V122H79ZM90 123V122H89ZM185 123H187L186 125H185ZM19 124V125H20ZM23 124V125H22ZM30 124V123H29ZM29 124H27L28 126H29ZM38 124V123H37ZM65 124V123H64ZM116 124V123H115ZM114 124V125H115ZM121 124V123H120ZM217 124V123H216ZM220 124V123H219ZM218 124V125H219ZM229 124H230V122H229ZM0 125H1V123H0ZM70 125L71 124H69V127H70ZM183 125V124H182ZM190 125V124H189ZM206 125V124H205ZM204 125V126H205ZM239 126H240V124H238ZM245 125V124H244ZM244 125H242V126H244ZM257 125V126H256ZM30 126H32V125H30ZM133 126V125H132ZM182 127V131L184 132V134L183 135H185V136H183V138L184 137H187L186 139H187V150H189L190 148H191V150L190 151H196L198 148H200V145H199V147H198V143H196V142H198V133H200V132H197L196 131V129H192L191 128V126H189V129H186L185 127ZM209 126V125H208ZM217 126V125H216ZM224 126V125H223ZM235 126V125H234ZM1 127H2V125H1ZM19 127V126H18ZM37 127V126H36ZM68 127V128H69ZM83 127V126H82ZM114 127V126H113ZM117 127V126H116ZM116 127H114V129L116 128ZM202 127V126H201ZM201 127H199V129L201 128ZM210 127V126H209ZM26 128V126L24 127V129ZM190 128H191V130H190ZM212 128V127H211ZM217 128V127H216ZM9 129V128H8ZM22 130L21 128H20V132L22 133V134H24L25 135V145H27V142H28V140H27V138H28V136L30 135L29 133H27L28 131H25V130ZM118 129V128H117ZM133 129V128H132ZM206 129V128H205ZM235 129H236V127L234 128V131H235ZM241 130H242V128H240ZM1 130V129H0ZM5 130V129H4ZM27 130V129H26ZM119 130V129H118ZM134 130V129H133ZM136 130V129H135ZM212 130V129H211ZM241 130H239V131H241ZM68 131V130H67ZM115 131H116V129H115ZM245 131V130H244ZM7 132V131H6ZM30 132V131H29ZM32 132V131H31ZM66 132V133H65ZM80 132V131H79ZM79 132H77V133H79ZM85 132V131H84ZM120 132V131H119ZM232 132V131H231ZM238 132V131H237ZM242 132V131H241ZM258 132H259V130H258ZM11 133V132H10ZM35 133V132H34ZM91 133H93V132H91ZM117 133H118V131H117ZM197 133V134H196ZM208 133V132H207ZM210 133V132H209ZM212 133V132H211ZM220 133V132H219ZM243 133V132H242ZM251 133H252V131H251ZM250 133V134H251ZM257 133V132H256ZM84 134V133H83ZM82 134V135H83ZM229 134V133H228ZM249 134V133H248ZM258 134V133H257ZM33 135V134H32ZM202 135V134H201ZM216 135V134H215ZM231 135V134H230ZM241 135V134H240ZM243 135V134H242ZM16 136V135H15ZM20 136H21V134H20ZM35 136V135H34ZM37 136V135H36ZM86 136H88V135H86ZM85 136V137H86ZM232 136V135H231ZM248 136V135H247ZM17 137V136H16ZM48 137H50V136H48ZM81 137H83V136H81ZM91 137V136H90ZM227 137V136H226ZM240 137V136H239ZM238 137V138H239ZM244 137V136H243ZM3 138H4V136H3ZM89 138V137H88ZM120 138V137H119ZM208 138V137H207ZM209 138H211V137H209ZM208 138V139H209ZM232 138V137H231ZM237 138V139H238ZM1 139V138H0ZM19 139V138H18ZM97 139V138H96ZM99 139V138H98ZM102 139V138H101ZM207 139V140H208ZM42 140V139H41ZM50 140V139H49ZM87 140V139H86ZM86 140H85V142H86ZM91 140H93V138L91 139ZM233 140H236V139H233ZM241 140V139H240ZM243 140V139H242ZM241 140V141H242ZM50 141H52V140H50ZM49 141V142H50ZM78 141H81L80 139L78 140ZM83 141V140H82ZM186 141V140H185ZM224 142H225V140H223ZM12 142V141H11ZM46 142H48V141H46ZM48 142V143H49ZM84 142V143H85ZM95 142V141H94ZM102 142V141H101ZM133 142H135L134 140H133ZM132 142V143H133ZM208 142V141H207ZM206 142V140H205V143L204 144H206L207 143ZM211 142V141H210ZM209 142V143H210ZM217 142V141H216ZM229 142V141H228ZM52 143V142H51ZM76 143V142H75ZM78 144H79V142H77ZM76 143V144H77ZM97 143H99V141L97 140ZM191 143H193L192 145H191ZM264 143V142H263ZM1 144V143H0ZM18 144V143H17ZM29 144V143H28ZM39 144V143H38ZM50 144V143H49ZM76 144H75V146H76ZM80 144H81V142H80ZM106 144V143H105ZM203 144V143H202ZM211 144V143H210ZM215 144V143H214ZM225 144V143H224ZM262 144V143H261ZM5 145H6V143H5ZM45 145H47V144H45ZM60 145V144H59ZM94 145H95V143H94ZM98 145V144H97ZM136 145V144H135ZM226 145V144H225ZM233 145V144H232ZM96 146V145H95ZM94 146V147H95ZM99 146V145H98ZM97 146V147H98ZM107 146V145H106ZM105 146V147H106ZM207 146H209V144L207 145ZM246 146V145H245ZM31 147V146H30ZM39 147V146H38ZM101 147V146H100ZM216 147V146H215ZM226 147V146H225ZM229 147V146H228ZM239 147V146H238ZM11 148V147H10ZM9 148V149H10ZM80 148V147H79ZM93 148V149H92ZM104 148V147H103ZM103 148H101V149H103ZM125 148V147H124ZM134 148V147H133ZM202 148V147H201ZM212 148V147H211ZM214 148V147H213ZM237 148V147H236ZM260 148V147H259ZM34 149V148H33ZM107 149V148H106ZM106 149L104 150V152L106 151ZM122 149V148H121ZM7 150V149H6ZM39 150V149H38ZM120 150V149H119ZM237 150V149H236ZM240 150V149H239ZM245 150V149H244ZM258 150H260V149H258ZM264 150V149H263ZM31 151V150H30ZM48 151V150H47ZM127 151V150H126ZM131 151V150H130ZM205 151H206V149H205ZM209 151H211V150H209V147H208V150H207V153L209 152ZM228 151V150H227ZM255 151V150H254ZM257 151V150H256ZM262 151V150H261ZM29 152V151H28ZM42 152V151H41ZM46 152V151H45ZM44 152V153H45ZM83 152H85L87 155H84V153ZM103 152V153H104ZM133 152V151H132ZM187 152V151H186ZM198 152V151H197ZM202 152V151H201ZM204 152V151H203ZM217 152V151H216ZM215 152V153H216ZM7 153V152H6ZM9 153V152H8ZM16 153V152H15ZM18 153V152H17ZM116 153V152H115ZM193 153V152H192ZM200 153V152H199ZM212 153H214V152H212ZM226 153V152H225ZM250 153V152H249ZM260 153H262V152H260ZM51 154V153H50ZM113 154V153H112ZM211 154V153H210ZM248 154V153H247ZM253 154V153H252ZM109 155V154H108ZM125 155V154H124ZM136 155V154H135ZM189 155V154H188ZM220 155V154H219ZM232 155H234V154H232ZM236 155H237V153H236ZM8 156V155H7ZM52 156V155H51ZM59 156V155H58ZM77 156V157H76ZM82 156V157H83ZM111 156V155H110ZM117 156V153L115 154V157ZM215 156V155H214ZM228 156V155H227ZM242 156V155H241ZM245 156V155H244ZM249 156V155H248ZM261 156V155H260ZM55 157V156H54ZM82 157H80L81 159H82ZM112 157V156H111ZM111 157H107V156H104L103 158H100V160L96 163V160L95 161H93V159L90 161L91 162V164H95V165H97V166H99V168H96V167H94L95 168V171H97V169L99 170L98 171V173H100V178H99V180L101 181V183H102V185H103V190L101 191V193L104 195V199H106V197L108 198H110V201H112L113 199H114V197L116 198L117 197V199L116 200H118V198H119V196H121L122 197V193H124V191L126 190L125 189V184H124V182L126 181L125 179H124V182L123 181H121V178H120V171H119V166L121 167V165H119L118 163H117V165L118 166H113L112 165V162H111V160L114 158V155H113V158H111ZM119 157V156H118ZM121 157H123V156H121ZM120 157V158H121ZM130 157V156H129ZM210 157V156H209ZM51 158V157H50ZM126 158H128V157H126ZM125 158V159H126ZM199 158V157H198ZM211 158V157H210ZM218 158V157H217ZM235 158V157H234ZM239 158H240V155H239ZM242 158V157H241ZM244 158V157H243ZM30 159V158H29ZM60 159V158H59ZM76 159V160H75ZM115 160H118V158H114ZM124 159V160H125ZM195 159V158H194ZM202 159V158H201ZM215 159V158H214ZM256 158H254V160H255ZM46 160V159H45ZM82 160H84V159H82ZM81 160V161H82ZM84 160V161H85ZM87 160V161H88ZM135 160H136V158H135ZM211 160V159H210ZM216 160H218L219 161V159H216ZM240 160V159H239ZM238 160V161H239ZM249 160V159H248ZM8 161V160H7ZM12 161V160H11ZM129 161H131V160H129ZM213 161V160H212ZM212 161H211V163H212ZM217 161V162H218ZM232 161H234V160H232ZM236 161V160H235ZM261 161V160H260ZM260 161H259V163H260ZM10 162V161H9ZM13 162H16V161H13ZM90 162H86V163H90ZM118 162V161H117ZM8 163V162H7ZM133 163V162H132ZM208 163V162H207ZM210 163V164H211ZM233 163V162H232ZM84 165H85V163H83ZM90 164V166H89V169H91L90 167L92 166ZM134 164V163H133ZM213 164V163H212ZM215 164H217V163H215ZM225 164H226V162H225ZM237 164V163H236ZM247 164V163H246ZM245 164V165H246ZM76 165V164H75ZM80 165H81V162H80ZM94 165V166H95ZM77 166V165H76ZM87 166H88V164H87ZM113 166V168H111ZM128 166V165H127ZM199 166V165H198ZM225 166H228V165H225ZM242 166H243V163H242ZM249 166V165H248ZM6 167V166H5ZM82 167V166H81ZM86 167V166H85ZM180 167V166H179ZM211 167V166H210ZM244 167V166H243ZM246 167V166H245ZM56 168V167H55ZM93 168V167H92ZM129 168V167H128ZM131 168V167H130ZM209 168V167H208ZM207 168V169H208ZM227 168V167H226ZM260 168V167H259ZM259 168H257V169H259ZM83 169V168H82ZM89 169H85V172H86V170L87 171H89ZM194 169V168H193ZM212 169H214L213 167H212ZM245 169V168H244ZM251 169V168H250ZM254 169V168H253ZM122 170V169H121ZM127 170V169H126ZM129 170V169H128ZM189 170V169H188ZM226 170V169H225ZM239 170H241V167H240V169ZM1 171V170H0ZM4 171V170H3ZM29 171V170H28ZM199 172H200V170H198ZM198 171H197V173H198ZM209 171V170H208ZM250 171V170H249ZM257 171V170H256ZM2 172V171H1ZM66 172V171H65ZM74 172V171H73ZM92 172V171H91ZM93 172H94V169H93ZM110 172H112V173H110ZM188 172V171H187ZM194 172H196V171H194ZM225 172V171H224ZM223 172V173H224ZM228 172V171H227ZM246 172V171H245ZM260 172H262V171H260ZM260 172H259V174H260ZM67 173V172H66ZM70 174H67L68 176L65 178V185L68 187V188H70L71 190V192L73 193V192H76L77 190V188L75 189V187L74 186H76L77 184H74V183H71L73 180L72 179H70L72 176H74L73 174L74 173H71V172H69ZM122 173V172H121ZM196 173V175H198ZM243 175H242V177L243 176H246L247 174H251V173H246L245 175H244V173L243 172H241ZM62 174V173H61ZM77 174H78V172H77ZM83 174H85V173H83ZM86 174H89L88 172L86 173ZM85 174V175H86ZM91 174V173H90ZM203 174H205V173H203ZM202 174V175H203ZM211 174V173H210ZM216 174V173H215ZM235 174V173H234ZM263 174V173H262ZM262 174H260V175H262ZM63 175V174H62ZM189 175H191V177H192V188H193V190H195V191H193V192H196L195 194H201L202 192V190H203V187L204 186H202L201 187V185L199 186V184L201 183V182H199V178L200 177H197V176H195V175H193V174H190V172H189ZM188 175V176H189ZM201 175V173L199 174V176H202ZM213 175V174H212ZM87 176V175H86ZM85 176V177H86ZM248 176V175H247ZM53 177V176H52ZM84 176H82L80 179H84L83 178ZM122 177V176H121ZM191 177H189V179H191ZM215 177H216V175H215ZM223 177V176H222ZM240 177V176H239ZM250 177V176H249ZM248 177V178H249ZM58 178V177H57ZM123 178V177H122ZM127 178V177H126ZM129 178V177H128ZM203 178H205V176L203 177ZM247 178V179H248ZM252 178V177H251ZM1 179V178H0ZM79 179V180H80ZM86 179L87 178H85V181H86ZM188 179V180H189ZM232 179V178H231ZM243 179V178H242ZM245 179V178H244ZM246 179V180H247ZM250 179V178H249ZM254 179V178H253ZM72 180V181H71ZM78 180V181H79ZM82 180H80V182L82 181ZM187 180V179H186ZM59 181V180H58ZM77 181V180H76ZM76 181H74V182H76ZM201 181H203V180H201ZM227 181H228V179H227ZM231 181V180H230ZM243 181V180H242ZM249 181H251V180H249ZM247 182V183H250L251 184V182ZM259 181V180H258ZM80 182H77V183H80ZM123 182V183H122ZM131 183V182H130ZM206 183V182H205ZM220 183V182H219ZM259 183V182H258ZM83 184V183H82ZM81 184V185H82ZM191 184V183H190ZM207 184V183H206ZM205 184V185H206ZM259 184H261V183H259ZM80 185V184H79ZM80 185V186H81ZM89 185H91V184H89ZM133 185V184H132ZM204 185V184H203ZM225 185V184H224ZM256 185V184H255ZM80 186L78 187V189L80 188ZM93 186H95V184L93 185ZM243 186V185H242ZM251 186V185H250ZM74 187V188H73ZM77 187V186H76ZM130 187V186H129ZM194 187H195V189H194ZM247 187V186H246ZM126 188H127V186H126ZM191 188V189H192ZM207 188V187H206ZM211 188H212V186H211ZM250 188V187H249ZM252 188V187H251ZM258 188V187H257ZM95 189H96V187H95ZM202 189V190H201ZM123 191V192H122ZM126 191H128V190H126ZM210 191V190H209ZM250 191V190H249ZM254 191H255V189H254ZM120 192H122V193H120ZM192 192V191H191ZM192 192V193H193ZM252 192V191H251ZM65 193V192H64ZM71 193V194H72ZM78 193V192H77ZM89 193V192H88ZM76 194V193H75ZM119 194H121V195H119ZM125 194H127V193H125ZM194 194V193H193ZM203 194V193H202ZM209 194H211V193H209ZM208 194V195H209ZM32 195V194H31ZM204 195V194H203ZM202 195V196H203ZM205 195H207V194H205ZM207 195V196H208ZM250 195V194H249ZM106 196V197H105ZM194 196V195H193ZM196 196V195H195ZM103 197V196H102ZM120 197V198H121ZM124 197V196H123ZM198 197V196H197ZM196 197V198H197ZM200 197V196H199ZM19 198V197H18ZM131 198V197H130ZM30 199H32L31 197H30ZM112 199V200H111ZM122 200H123V198H121ZM97 200V199H96ZM100 200V199H99ZM103 200V199H102ZM115 200V201H116ZM107 201H109V200H107ZM204 202H205V200H203ZM28 202V201H27ZM99 202V201H98ZM117 202V201H116ZM123 202V201H122ZM125 202V201H124ZM198 202H200V201H198ZM212 202V201H211ZM215 202V201H214ZM89 203V202H88ZM102 203V202H101ZM111 203V202H110ZM113 203H114V206H115V202L113 201ZM119 204L118 205H120V201L118 202ZM194 203V202H193ZM132 204V203H131ZM209 204V203H208ZM117 205V204H116ZM111 206H113L112 204H111ZM122 206V205H121ZM81 207V206H80ZM123 207V206H122ZM126 207V206H125ZM109 208H111V207H109ZM116 208H118L117 206H116ZM133 208V207H132ZM197 208V207H196ZM86 209V208H85ZM245 209H246V207H245ZM259 209V208H258ZM110 210V209H109ZM114 210H116V209H111V211L113 212ZM119 210H120V208H119ZM131 210V209H130ZM239 210V209H238ZM111 211L110 212H108V213H110V216L111 217H108L109 219H112L113 217L115 218V216H116V212L114 211L113 212V214L111 213ZM118 211V210H117ZM125 211V210H124ZM128 210H126V212H127ZM131 211H133V210H131ZM246 211V210H245ZM103 212V211H102ZM242 212V211H241ZM100 213V212H99ZM194 213V212H193ZM204 213V212H203ZM210 213V212H209ZM252 213V212H251ZM120 214V213H119ZM119 214H117V215H119ZM124 214V213H123ZM260 214V213H259ZM263 214V213H262ZM104 215V214H103ZM114 215V216H113ZM121 215V214H120ZM119 215V216H120ZM206 215V214H205ZM240 215H242V214H240ZM251 215V214H250ZM253 215V214H252ZM94 216V215H93ZM108 216H109V214H108ZM263 216V215H262ZM101 217V216H100ZM116 217H118V216H116ZM132 218H134V216H131ZM196 217H198V216H196ZM257 217V216H256ZM113 218V219H114ZM127 218V217H126ZM129 218V217H128ZM128 218L126 219V220H128ZM106 219V218H105ZM113 219L112 220H109V221H113ZM135 219V218H134ZM140 219V218H139ZM194 219V218H193ZM249 220V219H248ZM108 221V222H109ZM198 221V220H197ZM241 221V220H240ZM93 222V221H92ZM99 222H101V221H99ZM127 222V221H126ZM259 222H261L260 220H259ZM89 223V222H88ZM94 224V223H93ZM105 224V223H104ZM104 224L102 225V226H104ZM121 224V223H120ZM125 225H126V223H124ZM128 225V224H127ZM122 227V226H121ZM112 228V227H111ZM110 230V229H109ZM115 230V229H114ZM120 230H123L122 228L120 229ZM110 231H112V229L110 230ZM116 231V230H115ZM115 231H114V233H115ZM256 233V232H255ZM111 234H112V232H111ZM116 234V233H115ZM254 234V233H253ZM146 235V234H145ZM226 237V236H225ZM112 238V237H111ZM116 238V237H115ZM221 238V237H220ZM256 238V237H255ZM110 239V238H109ZM230 239V238H229ZM226 240V239H225ZM232 240V239H231ZM252 240H253V238H252ZM221 241V240H220ZM251 241V240H250ZM256 241V240H255ZM226 242V241H225ZM231 242V241H230ZM254 242V241H253ZM223 243V242H222ZM221 244V243H220ZM224 245V244H223ZM228 246H229V244H228ZM227 246V247H228ZM157 247V246H156ZM223 247V246H222ZM125 248V247H124ZM120 249H122V248H120ZM153 249V248H152ZM215 249V248H214ZM229 249V248H228ZM232 249V248H231ZM130 251H131V249H129ZM128 250V251H129ZM147 250H148V248H147ZM151 250V249H150ZM227 250V249H226ZM234 250V249H233ZM232 250V251H233ZM259 250H262V249H259ZM259 250H257V251H259ZM264 250V249H263ZM126 251V250H125ZM153 251V250H152ZM214 251V250H213ZM221 251H222V253H223V250L221 249ZM231 251V252H232ZM161 252V251H160ZM230 252V253H231ZM256 252V251H255ZM259 252H261V251H259ZM262 252H264V251H262ZM128 253H130V252H128ZM148 253V252H147ZM149 253H151V252H149ZM119 254V253H118ZM227 254V253H226ZM232 254V253H231ZM222 255H224V254H222ZM248 255V254H247ZM255 255V254H254ZM253 255V256H254ZM157 256V255H156ZM262 256V255H261ZM261 256H259V257H261ZM147 257V256H146ZM252 257V256H251ZM264 257V256H263ZM262 257V258H263ZM250 258V257H249ZM227 259V258H226ZM225 260V259H224ZM224 263V262H223ZM139 264V263H138ZM143 264V263H142ZM222 264V263H221Z\"/></svg>",
	"mask_w": 264,
	"mask_h": 264
}]
</instances>
